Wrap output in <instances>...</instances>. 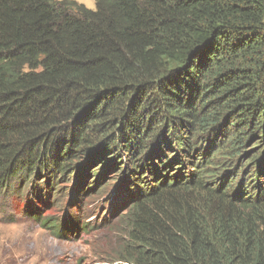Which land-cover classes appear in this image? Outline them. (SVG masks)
<instances>
[{
	"label": "trees",
	"instance_id": "16d2710c",
	"mask_svg": "<svg viewBox=\"0 0 264 264\" xmlns=\"http://www.w3.org/2000/svg\"><path fill=\"white\" fill-rule=\"evenodd\" d=\"M76 168L120 264H264V0H0V198Z\"/></svg>",
	"mask_w": 264,
	"mask_h": 264
},
{
	"label": "rangeland",
	"instance_id": "374dc122",
	"mask_svg": "<svg viewBox=\"0 0 264 264\" xmlns=\"http://www.w3.org/2000/svg\"><path fill=\"white\" fill-rule=\"evenodd\" d=\"M75 1L95 9V0ZM96 165L89 169H103ZM113 172L101 173L96 187L97 173L86 177L82 168L67 179L52 178L50 187L41 173L25 185L20 198L16 193L0 198V264L123 263L124 211L112 208L113 184L121 177ZM45 218L54 219L57 231L42 224Z\"/></svg>",
	"mask_w": 264,
	"mask_h": 264
}]
</instances>
